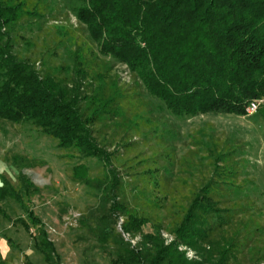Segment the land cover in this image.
Segmentation results:
<instances>
[{
	"label": "trees",
	"instance_id": "1",
	"mask_svg": "<svg viewBox=\"0 0 264 264\" xmlns=\"http://www.w3.org/2000/svg\"><path fill=\"white\" fill-rule=\"evenodd\" d=\"M69 1L78 26L53 29L56 49H67L72 63L54 67L21 58L15 37L25 25L40 27L55 18L52 1L0 0V120L35 127L57 141L64 157L102 164L100 176L88 170L79 179L97 198L78 221L79 241H93L110 264H264V224L245 216L251 206L240 199L246 186L239 184L236 148L199 132L192 138L196 148L179 160L172 188L148 160L132 166L120 150L109 151L118 144L129 150L133 135L143 134L150 122L141 110L143 93L180 120L248 116L254 102L262 110L264 0ZM18 40L33 45L20 35ZM115 65L133 76L131 91L113 74ZM121 160L134 187L115 165ZM13 163L21 170L20 188L4 179L0 201H15L25 216L12 220L1 207L0 215L25 228L47 264H60L31 207L41 189L23 173L47 164L29 158ZM169 166L166 175L173 172ZM195 171L200 178L191 181Z\"/></svg>",
	"mask_w": 264,
	"mask_h": 264
},
{
	"label": "rangeland",
	"instance_id": "2",
	"mask_svg": "<svg viewBox=\"0 0 264 264\" xmlns=\"http://www.w3.org/2000/svg\"><path fill=\"white\" fill-rule=\"evenodd\" d=\"M51 1L56 10L55 18L49 17V22L40 27L23 26L15 36L16 50L21 58L45 61L49 66L59 67L71 64L72 60L67 49L61 46L56 49L59 37L53 28L57 24L77 27L78 23L73 12L74 3L69 0ZM79 33L87 38L82 31ZM18 34L33 45H25L18 40ZM41 66L38 63L37 68L40 69ZM113 74L119 77L120 85L126 90L135 88L134 78L125 66L115 65ZM142 100V113L150 120L147 126L142 127L143 134L133 135L134 145L131 149L126 150L118 144L109 151L120 150L124 154V161L131 159L132 166H139L141 160H148L149 168H155L159 177L170 181L169 188H172L178 184L174 179L179 170V160L196 148L192 138L199 135V132L213 136L220 145L236 148L237 160L241 162L239 184L246 186L240 199L248 201L251 206L245 216L254 215L264 224V106L262 110L248 116L208 114L180 120L172 117L162 103L149 95L143 93ZM65 154L57 147V141L46 137L35 127L0 120V187L5 179L14 188H20L21 170L13 160L29 158L45 162L47 165L25 169L23 173L41 189L31 207L43 221L50 239L55 243L60 264H110L109 258L96 249L93 241L82 242L78 239L82 234L79 231V219L88 208L97 205L94 193L81 185L79 179L88 170L91 177L100 176L102 164L95 159L83 160L77 156L67 158L64 157ZM170 163L176 166H169ZM78 164L81 167L76 169L74 175L73 168ZM121 164L122 160L119 164L115 163L123 180L132 181L134 187L135 179L129 176L131 172L124 167L120 168ZM167 165L173 171L170 175L165 172ZM135 170L140 173L143 167ZM200 171H204V175L209 173V169L203 167ZM194 173L196 177L191 181L200 178V172ZM0 207L12 220L25 216L24 211L13 200L0 201ZM10 219L0 215V262L5 260L8 264H26L25 256H28L32 264H47L36 249L31 235L23 226L14 224ZM166 238L168 242L172 241L171 237ZM187 251L188 257L194 255L193 251ZM244 263L248 264L247 261Z\"/></svg>",
	"mask_w": 264,
	"mask_h": 264
},
{
	"label": "built area",
	"instance_id": "3",
	"mask_svg": "<svg viewBox=\"0 0 264 264\" xmlns=\"http://www.w3.org/2000/svg\"><path fill=\"white\" fill-rule=\"evenodd\" d=\"M260 106H261V102H254V103H252L249 106V108L247 109L248 115H252L254 113H257ZM133 243H135V241H133ZM192 257H190V258H192Z\"/></svg>",
	"mask_w": 264,
	"mask_h": 264
}]
</instances>
